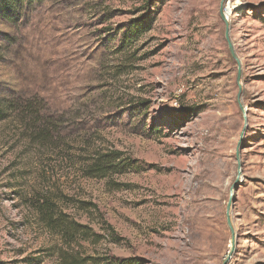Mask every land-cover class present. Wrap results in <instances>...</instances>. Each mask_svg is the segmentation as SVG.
<instances>
[{"label":"rangeland","instance_id":"rangeland-1","mask_svg":"<svg viewBox=\"0 0 264 264\" xmlns=\"http://www.w3.org/2000/svg\"><path fill=\"white\" fill-rule=\"evenodd\" d=\"M241 1L0 0V264H59L44 195L100 256L264 264V0ZM110 152L132 167L88 176Z\"/></svg>","mask_w":264,"mask_h":264},{"label":"trees","instance_id":"trees-1","mask_svg":"<svg viewBox=\"0 0 264 264\" xmlns=\"http://www.w3.org/2000/svg\"><path fill=\"white\" fill-rule=\"evenodd\" d=\"M7 1V0H2ZM143 10L144 15L134 19L124 33L123 42L133 43L141 35L148 32L154 22V11L148 5ZM0 119L7 118L6 109L13 104L0 101ZM46 136L45 131L36 135L37 140ZM134 162L122 160L118 153L97 154L90 163H87L85 171L91 177H103L108 173L120 172L126 167H132ZM34 208L39 222L51 233L59 237L60 245L57 249L59 264H139L137 257H119L111 254L98 255L97 246L104 235L96 231L93 226L76 219L59 206L50 196H43L34 202ZM103 230L111 241L121 242L125 240L119 236L114 227L102 220ZM104 233V234H105ZM90 247H94L90 250ZM92 251V252H91Z\"/></svg>","mask_w":264,"mask_h":264},{"label":"bare ground","instance_id":"bare-ground-1","mask_svg":"<svg viewBox=\"0 0 264 264\" xmlns=\"http://www.w3.org/2000/svg\"><path fill=\"white\" fill-rule=\"evenodd\" d=\"M241 8L242 7V1L241 0H236V3H235V5L234 6H232V7H230L231 8V10H236V9H238V8ZM228 16H229V14H228V11L225 13V17L226 18H228ZM203 200H199L198 202H197V204H196V207H198L199 205H202V204H204L203 202H202ZM196 202V201H195ZM195 205V204H194Z\"/></svg>","mask_w":264,"mask_h":264},{"label":"water","instance_id":"water-1","mask_svg":"<svg viewBox=\"0 0 264 264\" xmlns=\"http://www.w3.org/2000/svg\"><path fill=\"white\" fill-rule=\"evenodd\" d=\"M222 17H223V18H226V17H225V15H224L223 13H222ZM230 48H231L232 54L234 55V53H233V50H232V47H231V46H230ZM239 77H240V73H239ZM238 160H239V156H238ZM229 223H230V222H229Z\"/></svg>","mask_w":264,"mask_h":264}]
</instances>
